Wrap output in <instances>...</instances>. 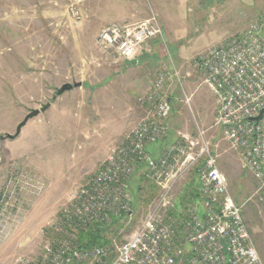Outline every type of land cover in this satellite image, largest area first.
I'll use <instances>...</instances> for the list:
<instances>
[{
	"label": "rangeland",
	"instance_id": "obj_1",
	"mask_svg": "<svg viewBox=\"0 0 264 264\" xmlns=\"http://www.w3.org/2000/svg\"><path fill=\"white\" fill-rule=\"evenodd\" d=\"M76 1L79 20L69 12L75 0L48 11L52 15L47 19L31 8L30 0H0V264L19 259L43 264L45 247L60 241L82 247L80 231L73 241L67 238L61 210L97 172L109 149L126 144L132 127L149 118L151 106L140 99L161 72L168 76L161 96L169 99L170 112L165 135L149 144L158 145L159 154H147L149 160L160 161L165 151L178 146L195 155L204 141L264 264V186L215 123L217 105L196 66L208 48L247 29L264 11V0ZM151 13L163 38L150 41L135 59L123 61L98 46L96 39L106 27L134 23ZM175 71L180 82L170 75ZM66 83L82 86L57 96ZM48 102L50 107L29 120L18 137L6 138L31 110ZM145 163L128 182L132 216L114 218L98 245L81 249L97 247L109 261L150 211L160 189L147 176L150 166ZM193 165L175 184L169 214L174 219L198 202L197 170L203 159Z\"/></svg>",
	"mask_w": 264,
	"mask_h": 264
},
{
	"label": "built area",
	"instance_id": "obj_2",
	"mask_svg": "<svg viewBox=\"0 0 264 264\" xmlns=\"http://www.w3.org/2000/svg\"><path fill=\"white\" fill-rule=\"evenodd\" d=\"M76 3L69 12L79 20ZM162 38L159 20L151 13L134 23L106 27L96 42L104 51L131 61L150 41ZM196 66L216 102L215 123L224 129L232 149L263 187L264 113L258 121L255 118L264 109V11L247 29L203 52ZM170 75L178 78L176 71ZM167 82V74L158 73L149 94L140 99L151 106L149 118L132 127L126 144L109 149L97 172L75 191L60 215L70 241L89 226H106L114 218L132 216L128 182L144 162L150 166L147 176L160 189L150 211L109 261L97 247L83 250L69 241H60L45 247L43 264L91 259L94 264H262L241 207L204 141L195 155L178 146L165 151L160 161L149 160L148 145L166 132L170 102L161 95ZM199 158L203 165L197 170L198 202L174 219L169 214L174 207L175 184ZM17 264L28 261L19 259Z\"/></svg>",
	"mask_w": 264,
	"mask_h": 264
},
{
	"label": "crops",
	"instance_id": "obj_3",
	"mask_svg": "<svg viewBox=\"0 0 264 264\" xmlns=\"http://www.w3.org/2000/svg\"><path fill=\"white\" fill-rule=\"evenodd\" d=\"M30 2L31 4L29 5H32L31 8L41 10L40 17H42V19H47V17L52 15V13L48 11L57 10L58 7H61L64 4L65 0H38V1L30 0ZM152 43L153 41L150 44ZM76 89L77 88H73L70 91H73ZM70 91H67V92H70ZM147 151H148V154L152 156V158H154L155 156H158L159 154L158 145H149Z\"/></svg>",
	"mask_w": 264,
	"mask_h": 264
},
{
	"label": "water",
	"instance_id": "obj_4",
	"mask_svg": "<svg viewBox=\"0 0 264 264\" xmlns=\"http://www.w3.org/2000/svg\"><path fill=\"white\" fill-rule=\"evenodd\" d=\"M81 86V83H66L64 85H62L56 92V95H62L64 92L66 91H70L73 88H78ZM50 107V103H46L45 105H43L40 109H35V110H31L25 117L24 119L17 125L16 129H15V133L13 135H6V138L8 139H14L16 137H18V135L21 132V129L26 125V123L39 116L41 113L45 112L48 108ZM264 113V109L260 112L259 116L255 118V121H258L261 117V115Z\"/></svg>",
	"mask_w": 264,
	"mask_h": 264
},
{
	"label": "trees",
	"instance_id": "obj_5",
	"mask_svg": "<svg viewBox=\"0 0 264 264\" xmlns=\"http://www.w3.org/2000/svg\"><path fill=\"white\" fill-rule=\"evenodd\" d=\"M113 225V224H112ZM110 226H89L79 232V241L81 248H87L92 245H98L100 242V235Z\"/></svg>",
	"mask_w": 264,
	"mask_h": 264
},
{
	"label": "bare ground",
	"instance_id": "obj_6",
	"mask_svg": "<svg viewBox=\"0 0 264 264\" xmlns=\"http://www.w3.org/2000/svg\"><path fill=\"white\" fill-rule=\"evenodd\" d=\"M147 154H148V151H147ZM145 164H147V163H145Z\"/></svg>",
	"mask_w": 264,
	"mask_h": 264
}]
</instances>
